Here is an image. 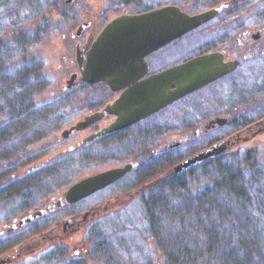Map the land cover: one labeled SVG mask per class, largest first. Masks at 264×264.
Wrapping results in <instances>:
<instances>
[{"label": "flooded vegetation", "instance_id": "1", "mask_svg": "<svg viewBox=\"0 0 264 264\" xmlns=\"http://www.w3.org/2000/svg\"><path fill=\"white\" fill-rule=\"evenodd\" d=\"M165 5L170 4L145 7L134 13ZM179 8L190 15L213 8H219V11L197 28L148 54L141 62L139 68L141 74L137 82H143L151 76L199 55L213 54L222 66L233 63L234 68L157 112L115 131L98 135L119 119L115 112L106 111L101 118L79 130L73 129V132L64 137L63 130H69L78 122L85 121L86 117L104 111L107 106H112L132 85L127 84L120 89H112L103 81L89 83L83 79L76 61L77 69L70 75L68 86L77 90L100 86L104 90L105 97L101 99L102 96L99 93L98 96L96 95L98 98L92 101L70 102L72 105L70 109L77 112L87 109L86 113H81L79 116L73 115L74 110L63 113L64 116L61 117L63 120L69 117V113L71 114L69 119H74L67 121L69 124L66 122L67 126L60 131L58 137L51 141L57 145L51 150L55 154L27 168L26 172L49 165L46 169L51 167L59 171L54 187L62 188L65 180L60 173L68 171L67 165L71 163L70 159L74 156L79 167L75 171L87 169L89 173L81 178H75L63 188L64 190L54 192L39 201L33 199L34 203L28 205L20 204L17 210L11 209L14 203L10 204V193L8 190H3L12 186L14 182L9 181L0 186L2 189L0 190V209L5 208L4 213L10 210V218L13 221L11 226L7 218L0 222V264H17L26 256L40 258L46 264H107L113 257L111 246L107 245L106 240H100V235L93 226L107 213L120 206L138 201L142 203L147 190L157 186V178L150 180L145 178L157 166L162 153L173 152L176 147L166 146L160 154L157 144L158 123L155 118L160 112L171 108L176 103L192 98L193 104L197 103L199 106L198 116H193V119L199 120L200 128L195 129L193 133L194 136L198 135L203 139L201 148L203 151L213 152L211 157L200 164L222 156L224 154L220 150L222 145L229 148L264 132V110L263 112L256 110L264 107V75L258 76V69L250 65L257 60H264V0H208L201 8L190 9L193 10L192 12ZM99 19L101 18L97 16L90 18L84 15L75 31L70 33L73 40H79L76 45L83 56L110 20L100 21ZM224 28L235 30L233 34L220 31ZM198 32L201 34V42L195 54L175 57L169 51L172 43L196 36ZM164 51L166 53L163 54ZM84 63L85 58L82 65ZM250 79L253 80L252 86L247 83ZM247 85L249 88L246 87ZM182 141L183 144L189 145L195 139L185 136ZM126 165H131L130 170L113 183L76 202L65 201L66 190L77 181ZM152 175L154 174L152 173L150 177ZM4 178L3 176L0 180ZM50 183L48 182L47 186ZM78 204L83 206L80 207ZM20 209L22 215L17 220L15 210L17 213ZM28 218L30 219L27 220ZM20 220L24 221L19 224ZM29 243L33 244L32 248L24 250Z\"/></svg>", "mask_w": 264, "mask_h": 264}, {"label": "trees", "instance_id": "2", "mask_svg": "<svg viewBox=\"0 0 264 264\" xmlns=\"http://www.w3.org/2000/svg\"><path fill=\"white\" fill-rule=\"evenodd\" d=\"M11 2L19 5L21 0ZM115 2L120 7L141 6L138 0ZM9 5L10 0H0L5 17L10 15ZM9 28L0 27V179L15 173L11 168L37 159L39 142L52 135L51 142L64 124L60 123L64 114L56 113L58 107H36L33 97L43 83L42 73L28 63L23 49L26 43L2 39ZM12 50L17 57L10 60ZM37 118L49 119L30 129L29 120ZM54 118L59 122L51 124ZM46 166L17 176L14 184L3 190H8L10 198L28 199L32 193L37 201L53 194L60 187L50 189L47 183L59 171ZM253 198L261 209L264 157L259 158L253 150H241L161 179L147 190L141 205L163 264H264V250L257 247L258 242L264 246V237L253 231L257 219L248 216Z\"/></svg>", "mask_w": 264, "mask_h": 264}, {"label": "rangeland", "instance_id": "3", "mask_svg": "<svg viewBox=\"0 0 264 264\" xmlns=\"http://www.w3.org/2000/svg\"><path fill=\"white\" fill-rule=\"evenodd\" d=\"M138 1L141 6H137L136 8L134 5L120 7L119 3L116 4L115 0H21L19 5L10 0V5L7 6L10 7V11L7 10L10 14L8 17H5L0 9V27H10L7 29L9 32L8 36L4 33L5 36L2 37V39L13 40L14 38V40L26 43V46H24L23 49L25 50V53H27L28 63L31 61L30 63L32 64L29 63L30 66L38 67L42 73L43 83L40 84V89H38L39 91L37 92V95L33 97L36 102V107L43 109L46 105H53L59 108L56 109V113H66L70 110H74L72 108L70 109L72 106L70 102L72 103V101H92L98 98L97 96L99 93L100 96H102L101 99L105 97L104 90L100 86L84 88L81 90H77L74 87L72 89L71 86H68L70 75L77 69L76 44L79 42V40H73L70 37V33L75 31L79 22L84 18V15L90 18L97 16L101 18L99 19L100 21H106L125 12L134 13L145 7L150 8L163 4L175 5L181 7L187 12H192L193 10L190 9L196 10L195 8H201L208 2V0ZM234 30L235 29L224 28L220 31L225 33L231 32L233 34ZM239 30L240 29H238V31ZM199 33L200 32L196 33V36L193 35L184 40H177L169 46V51L173 53V56L175 55V57L195 54L196 51L199 50L197 46H199L201 42V34ZM37 38L39 39L37 40ZM164 53L166 52L164 51L163 54ZM16 54L17 53L12 50V52H10V60L17 57ZM19 54L23 56V54ZM250 65L252 68L258 69L257 73L259 72V74L256 73L258 76L264 75V60H257L250 63ZM247 83L249 86H252L253 80L250 79ZM248 85L246 87L249 88ZM239 95H241V92H239ZM254 95L256 96L257 94ZM192 101H194L192 98L185 99L182 102L176 103L171 108L160 112L156 116L155 120L158 123L157 131L159 133V139L157 140V144L159 145L158 151L161 154L166 146L171 145L176 148L173 152L171 151L168 154L162 153L157 166L151 173L147 174L148 176L145 179L150 180L157 178V181H160L161 179L175 173L174 167L179 163L203 151V149H201L203 146V139L198 135L194 136L193 133L195 129L200 128V122L199 120H196V118L195 120L193 119V116H198L199 106L197 103L193 104ZM59 102L62 103L59 104ZM256 110L263 112L264 107L257 108ZM83 111L77 112L74 110L72 113L74 116H79L81 113H86L87 109L86 111ZM70 115L71 114L69 113L68 116L70 117ZM252 115L253 114L251 113V116ZM69 117L64 120L63 118H60V123L63 122L64 124L55 132L54 138H56V136L58 137L60 131L69 124L67 122L71 120ZM48 119L49 118H45L44 120H41L40 118L35 120L31 119L29 120V128H36V124H38L37 122L40 123L41 121H47ZM52 120L51 124L54 121L59 122L55 118ZM48 123H50V121ZM49 127L51 128V125L46 126L45 132L48 131ZM185 136H188L191 139L194 138L195 141L189 145L183 144V141L181 142V140ZM51 137L52 135L39 142L41 152H35L36 156L39 155L37 159L34 161H32V159L23 165L21 164L16 167V169L11 168V171L15 170V173L4 176L5 178L0 180V186L7 184L9 181L12 183V180L17 176H22L27 173V168H30L32 165H37L46 158L51 157V155H54V151L51 150L55 149L57 145L53 142H50L51 144L49 143L48 140ZM223 141L225 140L223 139ZM241 150H253L259 158L264 157V132L256 134L251 139L241 141L226 148L223 152L224 154H229ZM70 161L71 163L67 165V168H69L68 171L60 173V176L65 181H63L62 188L59 190L65 188L75 180V178H81L89 173L87 169L75 171V169L79 167L77 166L78 163L74 159V156L71 157ZM199 164L200 163L195 166H198ZM195 166L181 171L180 173L186 172ZM152 173L154 175L150 177ZM56 178L57 177H52L51 181H49L51 182L50 185L47 186L48 188H54ZM56 189H54L55 193L59 191H55ZM24 191H28V189ZM21 193L24 195L23 191ZM28 194H30L28 199L11 197L10 204L13 205L14 203L11 209L16 208L17 210L19 207L17 203L22 202L24 205H28L37 200L35 199L34 194ZM256 203L259 204L258 201L253 198L249 205L250 213L248 216L250 217L251 215V217L257 219V224L255 225L256 229L253 231L261 233V237H264V204L261 205L262 208L260 209V204L257 205ZM141 204V201H138L133 204L120 206L107 213L94 224L93 228L98 231L100 240H106L107 245L111 246L110 250H112L113 257L111 260H108L107 264L164 263V257L160 249H158L156 242L153 241L149 234L147 227L148 221L146 220ZM78 205L80 207L83 206V204ZM4 209L5 208L0 209V222L7 218L8 223L11 226L13 221L10 218V210L4 213ZM16 210V219L19 220L22 215L21 209L18 210V214L16 213ZM255 210H258L259 214H256ZM32 245V243L27 244L24 247V250L31 249ZM257 247L260 251L264 250V246L260 242L257 243ZM44 262L40 258L26 256L25 258L20 259L17 264H46Z\"/></svg>", "mask_w": 264, "mask_h": 264}, {"label": "water", "instance_id": "4", "mask_svg": "<svg viewBox=\"0 0 264 264\" xmlns=\"http://www.w3.org/2000/svg\"><path fill=\"white\" fill-rule=\"evenodd\" d=\"M218 11L219 8H213L190 15L175 5H165L141 13H122L109 20L85 56L79 47L76 48V61L83 79L89 83L103 81L112 89L132 85L112 106L64 130L62 136L66 137L73 129L79 130L101 118L106 111L115 112L119 119L98 135L115 131L157 112L234 68L233 63L222 66L213 54L199 55L137 82L141 62L148 54L197 28ZM225 149V145L220 148L221 151ZM212 153L202 151L182 161L174 167L175 173L201 163ZM130 168L131 165H126L85 177L66 190L64 199L68 203L76 202L113 183ZM23 221L20 220L19 224Z\"/></svg>", "mask_w": 264, "mask_h": 264}]
</instances>
